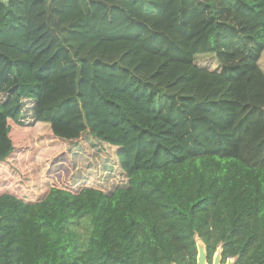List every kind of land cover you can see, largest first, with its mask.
<instances>
[{
  "label": "trees",
  "instance_id": "trees-1",
  "mask_svg": "<svg viewBox=\"0 0 264 264\" xmlns=\"http://www.w3.org/2000/svg\"><path fill=\"white\" fill-rule=\"evenodd\" d=\"M263 59L264 0H0V177L110 167L0 185V264H264Z\"/></svg>",
  "mask_w": 264,
  "mask_h": 264
},
{
  "label": "rangeland",
  "instance_id": "rangeland-1",
  "mask_svg": "<svg viewBox=\"0 0 264 264\" xmlns=\"http://www.w3.org/2000/svg\"><path fill=\"white\" fill-rule=\"evenodd\" d=\"M261 62H262V67L264 68V59ZM195 65L199 68L209 70L210 72L211 71L217 72L219 71L220 68L215 56L211 54L197 56L195 59ZM26 114L28 115V113ZM46 139H47V134L45 128L43 127L39 132H36L34 134L35 144L34 147H32L34 148L33 151H35L36 148H41V151L45 150L46 147L42 145L45 144ZM63 152L65 155L68 154L72 158L68 159V162L67 163L64 162L62 165L59 164L50 165L54 160L43 161L40 157L41 155L40 152L38 156L31 155L32 158L30 159V161L38 159L39 167L42 166L43 168L46 169L45 171L49 169L50 173H48V177H52L51 182L59 186L61 185L64 186V184H67L69 182H78L80 178L86 175L87 172L86 170L92 169L95 165L100 166L102 164L101 158L106 159V157L108 156L106 155V153H104L99 149L96 142L89 136H85L83 142L81 141L78 144L69 145L68 147L66 146V148L63 149ZM101 166H103L106 170L110 168L107 167V165H101ZM39 167L36 165L35 162V165H33L29 169L31 178L28 179V174L24 169L25 167L21 165L18 161V152H15V154L10 158V168L7 171V175L5 177H0V185L4 184L3 188L9 186L8 185L9 182L11 180H14L15 177V181H11L14 182L15 187L12 188L15 191H19L17 187H22L24 189L27 188L31 189L33 184L37 182V180H35L34 178V175L37 174ZM39 173L43 177V182H42L43 184L47 179L46 176L44 175L45 172H40L39 169ZM66 179H70L71 181H67ZM200 243L201 242L197 241V246H199ZM213 259H212V263H213Z\"/></svg>",
  "mask_w": 264,
  "mask_h": 264
},
{
  "label": "water",
  "instance_id": "water-1",
  "mask_svg": "<svg viewBox=\"0 0 264 264\" xmlns=\"http://www.w3.org/2000/svg\"><path fill=\"white\" fill-rule=\"evenodd\" d=\"M197 250H198V254H197L198 256L196 259V264H208L206 250L201 243L199 246H197ZM212 264H221V257L219 251L215 254ZM226 264H233V260H228Z\"/></svg>",
  "mask_w": 264,
  "mask_h": 264
},
{
  "label": "flooded vegetation",
  "instance_id": "flooded-vegetation-1",
  "mask_svg": "<svg viewBox=\"0 0 264 264\" xmlns=\"http://www.w3.org/2000/svg\"><path fill=\"white\" fill-rule=\"evenodd\" d=\"M214 256H215V255H214ZM214 256H213V257H214ZM212 259H213V258H212ZM207 262H208V261H207ZM208 264H209V263H208ZM211 264H212V261H211Z\"/></svg>",
  "mask_w": 264,
  "mask_h": 264
}]
</instances>
